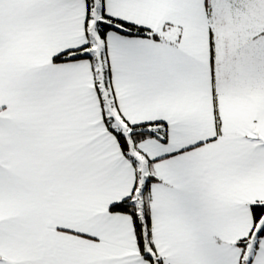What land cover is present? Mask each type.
Listing matches in <instances>:
<instances>
[{"label": "snow or ice", "instance_id": "snow-or-ice-1", "mask_svg": "<svg viewBox=\"0 0 264 264\" xmlns=\"http://www.w3.org/2000/svg\"><path fill=\"white\" fill-rule=\"evenodd\" d=\"M0 264H264V0H0Z\"/></svg>", "mask_w": 264, "mask_h": 264}]
</instances>
